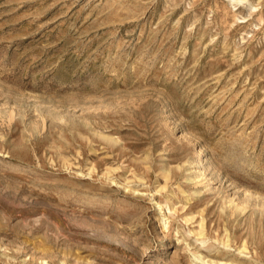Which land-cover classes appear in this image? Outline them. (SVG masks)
<instances>
[{"label":"rangeland","instance_id":"374dc122","mask_svg":"<svg viewBox=\"0 0 264 264\" xmlns=\"http://www.w3.org/2000/svg\"><path fill=\"white\" fill-rule=\"evenodd\" d=\"M0 264H264V0H0Z\"/></svg>","mask_w":264,"mask_h":264},{"label":"bare ground","instance_id":"6f19581e","mask_svg":"<svg viewBox=\"0 0 264 264\" xmlns=\"http://www.w3.org/2000/svg\"><path fill=\"white\" fill-rule=\"evenodd\" d=\"M223 262V261H222Z\"/></svg>","mask_w":264,"mask_h":264}]
</instances>
